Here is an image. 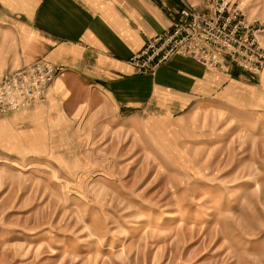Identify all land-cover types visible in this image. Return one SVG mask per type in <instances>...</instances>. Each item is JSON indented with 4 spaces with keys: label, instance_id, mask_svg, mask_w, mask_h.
Returning a JSON list of instances; mask_svg holds the SVG:
<instances>
[{
    "label": "rangeland",
    "instance_id": "374dc122",
    "mask_svg": "<svg viewBox=\"0 0 264 264\" xmlns=\"http://www.w3.org/2000/svg\"><path fill=\"white\" fill-rule=\"evenodd\" d=\"M227 66L201 110L0 117V264H264V70Z\"/></svg>",
    "mask_w": 264,
    "mask_h": 264
},
{
    "label": "crops",
    "instance_id": "0c3cea01",
    "mask_svg": "<svg viewBox=\"0 0 264 264\" xmlns=\"http://www.w3.org/2000/svg\"><path fill=\"white\" fill-rule=\"evenodd\" d=\"M185 6L195 0H0V83L39 61L66 70L25 115L9 116L31 118L47 136L103 108L131 119L206 108L217 81L195 60L175 57L155 76L129 65Z\"/></svg>",
    "mask_w": 264,
    "mask_h": 264
},
{
    "label": "built area",
    "instance_id": "2783aa9c",
    "mask_svg": "<svg viewBox=\"0 0 264 264\" xmlns=\"http://www.w3.org/2000/svg\"><path fill=\"white\" fill-rule=\"evenodd\" d=\"M204 11L181 9L172 26L150 39L131 58L136 73L154 76L175 57L190 58L210 71L227 69V59L252 74L264 70V47L258 34L264 23L249 22L240 8L228 0H209ZM229 65V62H228ZM66 70L39 61L12 73L0 84V117L29 109Z\"/></svg>",
    "mask_w": 264,
    "mask_h": 264
}]
</instances>
